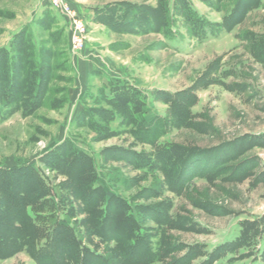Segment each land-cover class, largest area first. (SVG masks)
<instances>
[{
    "label": "rangeland",
    "instance_id": "obj_1",
    "mask_svg": "<svg viewBox=\"0 0 264 264\" xmlns=\"http://www.w3.org/2000/svg\"><path fill=\"white\" fill-rule=\"evenodd\" d=\"M61 1L0 0V171L34 191L0 264L63 229L88 264H264V0Z\"/></svg>",
    "mask_w": 264,
    "mask_h": 264
},
{
    "label": "trees",
    "instance_id": "obj_2",
    "mask_svg": "<svg viewBox=\"0 0 264 264\" xmlns=\"http://www.w3.org/2000/svg\"><path fill=\"white\" fill-rule=\"evenodd\" d=\"M24 63L25 62H23V64ZM20 74L22 78L25 77L29 80V75L24 76L22 75V72ZM35 74L36 72L32 74V78L35 76ZM6 90H8L9 95L18 92V89L16 88L14 90H12L11 88H8ZM0 92L3 94L2 90H0ZM4 95L7 96V93ZM4 95L2 96V99H4ZM15 97L16 94L14 97L11 96V99L19 100L18 97ZM4 102L5 105L12 104L11 101ZM15 102H17V100ZM1 115L2 114H0V120L4 117V115ZM69 168L70 167L68 166V169ZM12 171L15 174H29V172L26 170L15 172L14 169H9L0 171V252H5L6 249H10L13 247L15 249L18 248L19 244L17 242L27 236L28 230L30 228V220L26 208L32 202L29 196L34 191H31L26 186H19L18 184V186H16V182L14 181V179H12L10 182ZM38 191H36L37 195ZM98 192L99 191L97 189L93 190V195H96L95 197H97ZM38 196V199H41L43 194L41 193ZM15 222L18 223V227L15 225ZM51 244L52 248H54L56 252H48L50 248L47 247L48 250L46 252L44 251L45 253L41 255L40 259L35 258L36 261L39 262V264H73L74 262L88 264L93 262L96 258H98V260L100 259V257H96L91 254H87L84 258L82 257L81 259L76 256L73 257V254L75 252H79L78 244L76 241H74L68 230L65 229L59 232L57 237L51 240Z\"/></svg>",
    "mask_w": 264,
    "mask_h": 264
},
{
    "label": "built area",
    "instance_id": "obj_3",
    "mask_svg": "<svg viewBox=\"0 0 264 264\" xmlns=\"http://www.w3.org/2000/svg\"><path fill=\"white\" fill-rule=\"evenodd\" d=\"M54 7H57L59 9V12L62 15L68 16L71 20H73L72 15H70L69 11H67V8L65 7V5L62 3L61 0H48ZM74 23V20L72 21ZM77 28L78 30L76 31V33L74 32V36H75V41L78 44H81V40H80V36L81 33L83 32V27L80 24H77Z\"/></svg>",
    "mask_w": 264,
    "mask_h": 264
}]
</instances>
